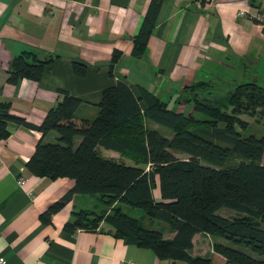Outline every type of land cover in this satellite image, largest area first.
<instances>
[{"label":"crops","instance_id":"1","mask_svg":"<svg viewBox=\"0 0 264 264\" xmlns=\"http://www.w3.org/2000/svg\"><path fill=\"white\" fill-rule=\"evenodd\" d=\"M149 2L0 0V103H8L12 115L39 125L62 98L61 90L82 100L76 116L92 119L102 90L118 80L133 90L143 87L167 104L181 103L175 95L202 81L213 87L223 78L230 89L242 80L256 81L258 60L264 57V0H217L203 7L195 0H162L144 51L134 56L133 38ZM114 50L121 54L110 68ZM25 51L52 61L38 81L9 82L13 58ZM75 58L89 65L84 76L74 74ZM152 123L145 124L160 126ZM7 128L8 136L0 139V255L5 264L169 263L149 249L124 242L105 220L95 230H66L72 212L84 209L76 203L78 194L44 221L41 214L74 186V180L33 175L26 163L37 142H56L58 133L52 130L42 136L14 122ZM79 141L75 137L74 145ZM97 150L104 157L121 159L113 150ZM154 196L158 198V189ZM173 234L171 230L164 237ZM202 234L194 235L191 255H201L195 247ZM205 236L211 243L223 242L207 234L201 238Z\"/></svg>","mask_w":264,"mask_h":264},{"label":"trees","instance_id":"2","mask_svg":"<svg viewBox=\"0 0 264 264\" xmlns=\"http://www.w3.org/2000/svg\"><path fill=\"white\" fill-rule=\"evenodd\" d=\"M161 1L149 2L133 38L134 56L144 51ZM120 54L113 51L110 68ZM51 61L39 60L30 51L18 54L7 80L38 81ZM71 65L77 76L89 69L81 59H72ZM183 89L190 95L176 99L192 103L189 114L169 108L143 87L133 90L122 80L102 90L92 119L76 116L82 100L64 90L39 125L12 115L9 104L0 103V139L8 136L10 122L34 128L42 136L52 130L58 133L56 142H37L26 163L33 175L74 180V186L41 214L46 222L75 194H93L106 206L120 201L143 208L152 219L166 223L173 236L164 238L162 231L144 228L120 207L107 215L73 211L64 224L66 230H95L105 220L124 242L149 249L168 264H264V136L242 135L236 129V125L246 128L241 114L264 115V88L247 80L235 85L223 100L212 99L213 87L207 82ZM146 120L167 128L171 135L148 128ZM75 137L80 138L76 146ZM99 147L118 152L121 159L102 156ZM157 189L158 198L154 196ZM221 208L235 215L223 217L218 213ZM197 233L223 242L211 244V255H191ZM213 255L224 261L218 262Z\"/></svg>","mask_w":264,"mask_h":264},{"label":"rangeland","instance_id":"3","mask_svg":"<svg viewBox=\"0 0 264 264\" xmlns=\"http://www.w3.org/2000/svg\"><path fill=\"white\" fill-rule=\"evenodd\" d=\"M254 77L256 78V83H258V85H260L262 88H264V57H262V59L258 60V70L256 71V75L254 74ZM246 82L245 80L240 81L238 84L244 83ZM232 89H230V86L228 85V81H224L223 78L219 79V82L215 83L213 85V89H211L212 92L211 93L213 96L212 99H219V100H223L226 96L227 93L229 91H231ZM203 92L201 93H197V95L203 96ZM182 98H186L187 96H189V91H186V93L184 92H180L177 93L175 96H180ZM196 95V94H195ZM163 98V97H162ZM169 108H173L174 110L177 111H181L183 114H189L191 113V109H192V103L191 102H181V103H176V102H172L171 103L169 101L168 103ZM245 122H246V128L244 130H242L238 125H236V129L238 131H240V133L242 135H248L250 133L260 137V136H264V115L262 114H256L253 116H249L246 114H241L240 116ZM149 127L153 126L154 124L152 122H150L149 120H146ZM157 126V125H156ZM158 127V131H160L163 135H171V131L168 130L167 128L163 127V126H157ZM178 157L180 158H184L186 157L183 154H177ZM264 161V158H263ZM78 199L76 201V203L82 204L84 209L87 211H93L96 214H100V213H105V215L107 214H111L112 211L114 210L113 208L115 207H120V209L129 217L133 218L134 220H136L139 224H141L144 228L146 229H160L163 233V237L167 236L169 234V232H171L170 227H168L167 225H162L159 221L152 219L150 216H148L145 211L143 210V208H138V207H131L128 206L120 201H117L116 203H114L111 206H106L102 200L98 197V195H93V194H78ZM79 210V207H77L76 211ZM218 213L223 216V217H233L235 215V212L231 209L228 208H221ZM204 234H202L200 236V238L197 239L196 242V247H195V252L197 254H203V255H211L212 253V243L211 240L209 241L208 238L205 236L203 237ZM166 238V237H164ZM213 238V237H211ZM199 240L202 241V244L199 245ZM214 256V255H213ZM215 259L219 262L223 261V258L221 256H215Z\"/></svg>","mask_w":264,"mask_h":264},{"label":"built area","instance_id":"4","mask_svg":"<svg viewBox=\"0 0 264 264\" xmlns=\"http://www.w3.org/2000/svg\"><path fill=\"white\" fill-rule=\"evenodd\" d=\"M196 3L203 7V6H212L216 3L217 0H195ZM242 13V12H241ZM19 183H23V180H20ZM5 259L3 256L0 255V264H5ZM118 264H136L135 262L131 260H125V261H120Z\"/></svg>","mask_w":264,"mask_h":264}]
</instances>
